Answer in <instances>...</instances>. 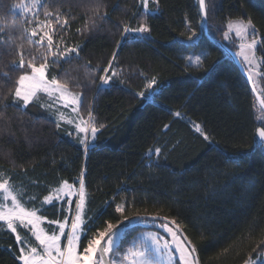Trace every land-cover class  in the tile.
Masks as SVG:
<instances>
[{"label": "trees", "instance_id": "16d2710c", "mask_svg": "<svg viewBox=\"0 0 264 264\" xmlns=\"http://www.w3.org/2000/svg\"><path fill=\"white\" fill-rule=\"evenodd\" d=\"M23 3L31 0H0V34L5 39L9 32L15 36L11 51L0 47V74L11 77L0 75V95L7 93L0 110L11 119L0 132V172L11 177L25 205L41 208L44 197L64 181L77 187L83 172L85 211L93 232L108 223L160 216L179 225L200 264H245L263 258L264 144L256 131L264 127V113L227 53L210 38L235 54L238 40H225L223 33L230 21L250 19L259 40L256 59L264 61V0H206L210 38L201 28L197 0H158V5L149 0L150 9L158 8L146 17L150 32L119 48L123 26L137 27L145 19L140 0H48L50 17L43 5L22 14ZM97 4L104 18L96 17L91 30L77 31L94 17L91 9ZM35 9L40 21L52 20L54 29L60 27L57 15L61 23L68 20L54 34L56 42L62 37L61 48L79 46L78 58L49 64L46 75L70 81L71 91L81 97V115L92 113L98 130L95 140L89 138L87 152L71 125L56 126V111L47 113L40 104L42 96L23 112L11 107L9 88L14 90L24 72L13 67V61L19 63L16 46L40 56L27 34L21 36L23 29L31 32L28 21H36L30 17ZM186 17L200 37L195 46L187 39ZM114 52L118 76L101 87L99 77ZM189 56H201L202 64L190 63ZM237 58L248 73L249 65ZM256 74L257 81H252L264 102V64L257 66ZM153 78L156 84L148 88ZM4 104L9 107L4 109ZM3 123L0 120V126ZM197 125L210 140L196 131ZM121 203L124 213L116 212ZM55 204L43 205L48 220L67 215L59 211L63 204ZM153 222L122 229L126 235L121 251L138 232L155 230ZM82 244H87L83 238ZM17 255L15 236L0 228V264H21Z\"/></svg>", "mask_w": 264, "mask_h": 264}, {"label": "snow or ice", "instance_id": "6c2138e0", "mask_svg": "<svg viewBox=\"0 0 264 264\" xmlns=\"http://www.w3.org/2000/svg\"><path fill=\"white\" fill-rule=\"evenodd\" d=\"M154 2L158 5V0H154ZM140 3L143 5L145 19L137 27H131L127 24L123 26L120 34L121 39L117 42L118 48L124 44L135 43L138 36L150 32L146 17L151 15L155 10H158V8L155 10L150 9L149 0H140ZM197 3L200 12V25L202 29H205L208 24V4L206 0H197ZM42 5L44 6L45 16H52V13L48 11V0H31L30 4L23 3L19 5V8L21 13L25 14L31 8H39ZM91 11L94 13V17L86 21L83 30L78 29L77 31L91 30L96 27V17L99 19L104 18L100 16L101 5L97 4ZM33 15L37 21L35 27L31 32L23 29L21 36L27 34L28 43L40 51V56L37 57L32 51L25 52L22 45L16 46L17 51L15 54L19 56V63L17 64L13 61V67L14 69H24V72L15 81L14 90L9 88V93L13 97L11 107H15L18 111L23 112L30 103L39 99L38 93L43 92L51 101L47 105L49 109L54 106V103L63 102V107L74 106L72 107V111L78 112L80 95L74 94L71 91V82L62 80L56 76H53L49 80L46 75L49 64L59 65L62 59L70 62L71 59L78 58L79 56V46H65L61 48L60 42H62V37L60 42L54 41V34L62 31L68 24V20L64 19L63 23H61V16L57 15L56 24H59L60 27L59 29H54L51 19L39 21L38 14L34 13ZM28 22L33 23L31 20ZM250 29L252 30L251 32H249ZM186 31L189 33L187 35L188 41H192V45L190 46H195L200 37L192 29L190 22L187 21V17ZM233 31L236 37L242 41L239 44V51L235 55L242 58L243 63L249 65L248 78L252 81L254 74L253 66L264 64V61H256L258 41L255 38V27L250 19L247 22L243 19L230 21L228 31L223 33L224 39L228 40L230 38L229 34ZM0 32H2V29H0ZM181 35L183 36L185 33H181ZM250 35L252 39L249 41L247 38ZM36 37L39 38L34 39ZM194 37L196 40H193ZM14 40L15 36L12 32L8 33L7 39H5L3 34H0V47L7 46L11 51ZM72 54H75V56ZM117 58L118 55L114 52L108 67L103 69L104 74L99 77L101 87L109 85L112 78L118 76V72L113 67V61L117 60ZM187 59L190 63H195L197 66L202 64L201 56H189ZM28 69L31 71L28 72ZM110 69H112L111 75H108ZM0 75L11 79L7 72ZM155 84L156 80L153 78L148 81L147 87L152 88ZM75 86L79 87L80 85ZM138 95L147 99L144 96V92H140ZM6 98L7 93L0 95V101ZM44 106L42 105V107ZM7 107L9 105H3L4 109ZM55 115L58 117L56 121L58 128L60 127V121H64L68 124H74L77 134H85L82 138H79V143L83 145L85 152H87L91 147L88 133L90 132L91 134V140H95V134L98 130L92 113H88L87 120L80 117L78 121L67 119L64 113L59 112V110L56 111ZM0 120L4 122L0 126V132H3L10 125L11 119L5 118L4 111L0 110ZM196 131L200 132L205 140H210V137L204 135L198 125L196 126ZM69 135H73V133L69 132ZM256 135L258 140L264 144V127H258ZM159 153L160 149H155L154 154L158 156ZM148 155H153V152L149 150ZM78 179V187H74V184L64 181L60 187L44 197L41 208L37 209L35 207H27L23 201L22 192L15 187L11 181V177L4 172H0V228L11 232L15 236L16 244L19 246V255L16 256V259L21 264H177L173 256V245L175 252L179 254L178 264H198L195 256L196 249L185 246L184 241L187 240V237H184L183 240L180 239L178 233L173 231V228L167 224L163 225V227L172 236V243H169L167 240L161 243L162 238H159L157 234L148 233L139 239L134 238L130 246L123 251H121V242L126 232L121 228L114 229L113 225L108 223L107 227L103 230L93 232L92 227L88 225V220L91 218L86 215L85 211L87 190L83 179V172ZM73 196L76 197L74 207ZM64 197H67V199H63ZM29 199H35V197H30ZM62 199L63 203L67 204V207H61L59 211L67 212L68 215L61 219L48 220L43 215V205L49 204L55 207L54 201ZM124 211L125 205L123 203L116 205V212L124 213ZM142 222L139 219L128 221V224L124 225V229H127L128 225ZM45 223L50 227L42 226ZM52 225L55 227H51ZM18 228L26 230V234L22 236L18 232ZM90 232L93 233L91 236L88 235ZM27 233L31 234L35 242L29 238ZM82 238L87 241L86 246L82 244Z\"/></svg>", "mask_w": 264, "mask_h": 264}, {"label": "rangeland", "instance_id": "374dc122", "mask_svg": "<svg viewBox=\"0 0 264 264\" xmlns=\"http://www.w3.org/2000/svg\"><path fill=\"white\" fill-rule=\"evenodd\" d=\"M33 11L34 10V8H31L30 9V11ZM29 12V11H28ZM27 12V13H28ZM34 13H36V9H35V12ZM33 13V14H34ZM33 14H30V17H31V19H32V16L31 15H33ZM40 21V20H39ZM37 21H33V23H31V24H29L30 25V28H31V30L35 27V23H36ZM228 30V29H227ZM252 30L250 29L249 30V32H251ZM229 35H233L237 40H238V44H240L242 41L238 38V37H236V35H235V32L233 31V32H231ZM39 37H37V39H38ZM231 38V37H230ZM229 38V39H230ZM252 38H251V35L247 38V40H251ZM55 41V40H54ZM229 41H231V39L229 40ZM257 41H258V43H259V40L257 39ZM45 43H46V41H45ZM238 47V51H239V45L237 46ZM49 58H51V57H49ZM242 59V58H241ZM256 61H257V59H256ZM243 62V61H242ZM245 64V63H244ZM31 70L29 69V71L28 72H30ZM253 79L255 80V81H257V66L256 65H254L253 66ZM18 79V78H17ZM74 93V92H73ZM74 94H77V93H74ZM38 95H40V97L42 96V101L40 102V104L41 105H45L44 107L48 110V114H50L51 115V111H57V110H59V112H62V113H64V115H65V117L67 118V119H71V120H74V121H78L79 119H80V117H83V119L84 120H87L88 119V116H82L81 115V113H80V103H81V97H80V103H79V105H78V112H73L72 111V107H74V106H69V107H63V102H56V103H54V106L51 108V109H49L48 107H47V105L51 102L50 100H49V97L45 94V93H43V92H41V93H38ZM56 113V112H55ZM55 119L56 120H58V117H57V115H55ZM61 123H65L64 121H60ZM65 124H68V123H65ZM68 125H71L74 129H75V125L74 124H68ZM75 131H76V129H75ZM80 135H81V138L85 135L84 133H79ZM88 136H89V138H91V134H90V132L88 133ZM78 187V186H77ZM56 189V188H55ZM55 189H53L52 190V192L55 190ZM51 192V193H52ZM63 199H67V197H64ZM63 199L62 200H60V201H54V203H57V204H63V207L64 208H66L67 207V204H64L63 203ZM72 200H73V207H74V204H75V201H76V197L75 196H73L72 197ZM46 205H49V204H46ZM67 213V212H66ZM39 214V213H38ZM67 215H68V213H67ZM166 223H164V222H153L152 223V225H155L154 227H155V230H153V229H147V230H144V231H140V232H138V234H137V236H136V239H139V238H141V237H143V236H146L148 233H155V234H157V236L159 237V238H162L161 239V243H163V241L164 240H167L169 243H172V236L164 229V227H163V225H165ZM46 223L44 224V225H42V226H44V227H46ZM168 225V224H167ZM169 226V225H168ZM52 227H55V226H52ZM169 227H171V226H169ZM172 228V227H171ZM173 231H175L174 229H173ZM18 232H21L20 231V229L18 228ZM30 234V233H29ZM30 236H31V234H30ZM181 239V238H180ZM264 255V254H263ZM173 256H174V258H175V260H176V262H177V264H178V257H179V254L178 253H176L175 252V250H174V245H173ZM246 264V263H245ZM247 264H264V256H263V258H261V259H258V260H250V261H248L247 262Z\"/></svg>", "mask_w": 264, "mask_h": 264}, {"label": "water", "instance_id": "95a60500", "mask_svg": "<svg viewBox=\"0 0 264 264\" xmlns=\"http://www.w3.org/2000/svg\"><path fill=\"white\" fill-rule=\"evenodd\" d=\"M205 36H207L208 38H210L208 36L207 33V27L205 29H203ZM212 42L218 43V45L227 53L228 57L232 60L233 64L235 65V67L239 70L240 74L242 75V77L244 78V80L246 81L247 85L249 86V89L251 91V93L253 94L255 101L257 102V104L259 105L260 109L263 111L264 113V102L261 99V97L259 96V94L257 93L255 86L253 84V81H250L248 78V73L246 72V70L242 67L240 61L238 60V58L236 57V55L230 50L228 49L225 45H223L221 42H218L214 39H210ZM257 133V131H256ZM257 137V135H256ZM258 139V137H257ZM142 220V221H146V220H150V221H155V222H164L166 224H168L169 226H171L179 235V237L183 240L184 237H186L183 233V231L181 230V228L179 227V225L175 224L173 221L164 218V217H160V216H138V217H134L131 219H128L126 221H122L116 225L113 226V228H121L124 229V225L128 224V221H135V220ZM137 224V223H136ZM134 225V224H131ZM131 225H128L131 226ZM185 246L192 248L194 247L190 241L187 239L186 241H184ZM195 248V247H194ZM195 256L196 259L198 260V264H200V260L197 254V251L195 252Z\"/></svg>", "mask_w": 264, "mask_h": 264}, {"label": "crops", "instance_id": "0c3cea01", "mask_svg": "<svg viewBox=\"0 0 264 264\" xmlns=\"http://www.w3.org/2000/svg\"><path fill=\"white\" fill-rule=\"evenodd\" d=\"M228 24H229V23H228ZM227 31H228V30H227ZM229 36H233V35H229ZM52 226H54V225H52ZM52 226H51V227H52ZM46 227H50V226H49V225H46ZM32 239H33V242H35L33 237H32ZM20 263H21V262H20Z\"/></svg>", "mask_w": 264, "mask_h": 264}, {"label": "bare ground", "instance_id": "6f19581e", "mask_svg": "<svg viewBox=\"0 0 264 264\" xmlns=\"http://www.w3.org/2000/svg\"><path fill=\"white\" fill-rule=\"evenodd\" d=\"M211 39V38H210Z\"/></svg>", "mask_w": 264, "mask_h": 264}]
</instances>
